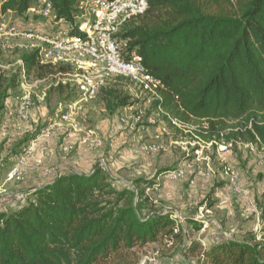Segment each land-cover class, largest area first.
I'll return each mask as SVG.
<instances>
[{"label":"trees","instance_id":"1","mask_svg":"<svg viewBox=\"0 0 264 264\" xmlns=\"http://www.w3.org/2000/svg\"><path fill=\"white\" fill-rule=\"evenodd\" d=\"M37 1L3 0L0 13L23 18ZM48 1L60 19L77 14L79 0ZM118 37L164 84L155 111L161 105L181 123L207 124L210 142L229 131V143L264 144V0H149L148 12ZM20 60L28 77L48 81L57 72L36 51ZM101 99L110 112L136 105L118 85ZM173 171L118 188L98 165L35 190L17 211L0 212V264H140V251L152 244L181 248L195 264H264V193L259 234L207 249L192 240L204 224L181 223L149 194Z\"/></svg>","mask_w":264,"mask_h":264},{"label":"crops","instance_id":"2","mask_svg":"<svg viewBox=\"0 0 264 264\" xmlns=\"http://www.w3.org/2000/svg\"><path fill=\"white\" fill-rule=\"evenodd\" d=\"M18 25L24 27L23 29L28 28L22 23ZM47 25L43 21L33 23L31 27L42 29ZM21 41L19 44H29L25 40ZM25 52H30L26 46L23 50L13 49L12 52H5L0 40V212H15L26 204L35 190L51 185L63 176L74 173L90 174L98 165L103 166L113 177L116 186L130 188L137 179L151 180L158 170L169 166H165L160 160L157 161L155 156L141 154V144L158 142L164 152H170L177 146L182 150L186 149L182 148L186 144L184 139H177L175 136L174 139L156 141L158 129L155 127L142 126L134 133L128 132L121 124L122 115L127 113L128 108L110 112L101 99L102 91L111 87L112 83L90 103H80L78 93L70 86L51 90L48 89V81L32 76L29 77L28 87L25 89L21 86L17 72V62ZM26 91L32 94L34 103L33 122L29 128H24L20 120L8 115L16 108ZM71 103H79L81 106L75 119L77 128H64L63 134L54 139L40 138L43 126L62 121L64 113L61 111ZM175 131L181 134V131ZM237 131L238 129L234 130ZM91 138L101 140L103 146L100 150L89 149L87 141ZM190 140L193 141V138ZM245 147L255 151L254 146ZM31 150L33 153L30 155ZM243 158L241 157V160ZM230 159L238 165L239 161ZM256 162L258 160L251 154L249 169H253ZM184 163L185 160H182L175 169ZM14 172H17L18 178H12ZM125 175H128L129 180L124 178ZM221 177L229 189L228 178L224 174ZM208 179H199L192 183L187 179L174 181L170 176H162L157 180L156 189L160 188L157 200L163 203L167 212L179 214L175 207L186 210L191 208L195 199L210 184ZM217 198L222 202L217 207L229 211L227 200L224 197L219 198L218 195ZM242 207H246V203L242 204Z\"/></svg>","mask_w":264,"mask_h":264},{"label":"built area","instance_id":"3","mask_svg":"<svg viewBox=\"0 0 264 264\" xmlns=\"http://www.w3.org/2000/svg\"><path fill=\"white\" fill-rule=\"evenodd\" d=\"M3 0H0V9ZM77 14L72 21L60 19L52 4L48 0H39L26 13V18H38L48 25L42 29H20L13 23L6 22L9 14L0 13V40L2 49L5 52H12V40H25L29 43L31 52H37V61L41 65L54 67L57 72L48 80V89H58L63 86H70L79 95L80 103L93 102L100 92L107 88L109 82L116 78H124L132 82L142 92L147 94L155 102L162 101L161 92L164 89L162 81L151 75L145 68L143 58L137 49H129V42L121 40L118 36L125 24L132 19L145 15L149 10V0H79ZM21 86L27 89L29 77L22 60L17 62ZM33 98L29 91L19 99L14 110L8 113L9 117L20 120L24 128H29L33 122ZM81 106L79 103L68 104L62 116V121L54 122L43 126L40 131V138L54 139L63 134L64 128H77L76 117L79 115ZM158 116L168 122L179 131L190 130L189 125L179 122L170 117L158 106ZM143 115V114H142ZM136 118H121V124L128 129V132H136L143 116ZM152 126L157 125L154 118L148 119ZM208 125L195 130L198 134H207ZM186 132V131H184ZM168 133V127L158 128L157 140L160 136ZM192 134V132H190ZM195 139L201 141L198 135ZM203 143V142H202ZM91 151H98L102 148L101 140L89 139L87 141ZM213 143L207 146L211 147ZM254 146V145H245ZM256 146V145H255ZM264 152V144L259 143ZM232 144L218 147V152L227 154ZM161 148L158 142L141 144L139 152L145 156L159 154ZM33 150L30 151V155ZM201 150L196 151V159L186 161L178 169H175L170 176L174 181L187 179L194 183L199 179H208L213 173L214 161L210 158H203ZM189 156V155H188ZM203 162H206L205 164ZM261 163L264 164V155L261 156ZM103 167V166H102ZM104 168V167H103ZM224 175L228 178L229 189L240 199H248L250 193L241 186V174L231 166H224ZM12 178H18L17 172ZM255 209L254 201H248ZM173 217L180 222L181 217L171 212Z\"/></svg>","mask_w":264,"mask_h":264},{"label":"rangeland","instance_id":"4","mask_svg":"<svg viewBox=\"0 0 264 264\" xmlns=\"http://www.w3.org/2000/svg\"><path fill=\"white\" fill-rule=\"evenodd\" d=\"M5 21L17 26H20L18 23H22L23 25H27L28 28H32L31 25L33 23L38 24L43 22V20L38 18H22L14 14H9L5 18ZM19 28L23 29L24 27L20 26ZM34 29L38 30V28ZM20 41L21 40L11 41V45L14 49L23 50L26 46L28 50L31 51V49H29V44H19ZM9 55L11 56V54ZM110 83H112L111 86L118 85L119 89L122 90L124 94L131 96L136 104L135 107L130 108L131 110L128 108L127 113L122 115L123 117L136 118L143 114V120L139 124V127H155L158 129L167 126L168 133L161 135V140H166L167 138L174 139V136L175 138L177 137V139H184V142L186 143L182 147L186 148L184 150L177 146L176 149L172 148L170 152H164L163 149H161L159 154L149 155L155 156L157 161L160 160L162 164L169 166L163 169H175L182 160H185L186 162L188 160L196 159L197 150L203 152V158H210L214 161L213 173L210 174V177L207 180L210 181V184H208V186L202 191V194L195 199V204L187 210L186 208L182 209L178 206L175 207V210H177L182 219L181 223L185 224V219L190 218L196 222L204 224V229L201 232L192 233V240L201 242L203 246L208 249L219 242L226 240H243L248 235L259 234L263 227L260 207L264 192V164L261 163V156L264 155V152L262 151L261 146H254L255 151H251L249 147L246 148L243 144L238 143L240 144V147L235 142L230 141L229 143L227 141L229 131H226L220 135L221 139H214L211 141L213 145L209 147L207 145L211 142L206 140L205 137H207V134H198L195 132L197 128H203V123H190L188 127L190 130H184L186 132L181 131V134H179L175 131L173 126H170L168 122L158 116V113L153 109V103L155 101L137 88L132 82L124 78H116L109 82V84ZM150 118L156 119V126H152L148 123V119ZM190 132H192V134H190ZM194 135H198L201 141L195 139ZM192 138L193 141L190 140ZM228 144H232V148L227 154H222L220 157L221 154L217 151L218 147L221 145L227 146ZM249 153L254 155L255 160H258L253 169H249L248 167L251 161V154ZM235 154L237 155L235 156ZM241 157L244 158L241 160ZM230 158H235L239 161V163L237 162L238 165L236 164V161H234V163ZM203 163L205 164L204 168L207 169L206 162ZM225 165L233 167L241 174V186L250 193L248 199L238 198L227 188L226 182L223 181L221 177L224 174L223 168ZM128 175H125L126 177L124 178L129 180ZM117 187L126 188L125 186L120 185H117ZM159 190L160 188H157L156 190L149 192V194L154 199H158ZM217 195L219 198L224 197V199L227 200L230 206L229 211L217 207L222 204L221 200L217 198ZM250 200L254 201L255 209L257 208L258 210V216H256L257 213L253 211L252 206L248 204V201ZM242 201L244 203H242ZM245 203L246 207L243 208L242 204ZM183 253L184 250H181V248H173L171 245L162 247L161 245L152 244L140 251V264H195V261L183 257Z\"/></svg>","mask_w":264,"mask_h":264}]
</instances>
